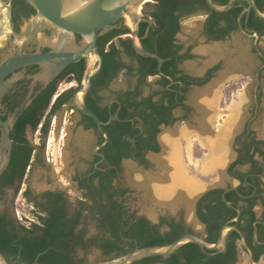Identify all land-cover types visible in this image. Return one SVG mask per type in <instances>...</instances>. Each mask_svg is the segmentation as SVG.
<instances>
[{
    "label": "flooded vegetation",
    "instance_id": "af4514ba",
    "mask_svg": "<svg viewBox=\"0 0 264 264\" xmlns=\"http://www.w3.org/2000/svg\"><path fill=\"white\" fill-rule=\"evenodd\" d=\"M1 3L9 7L11 25L8 19L3 20L4 28L0 37V62L11 55L19 44L15 40L13 32L19 34L21 28L35 14L34 10L23 0H1ZM155 4L156 0H142L137 4L136 9L134 8L136 5L131 9L132 13L138 14L141 18L140 21L134 19L133 22L137 23L136 37L143 49L144 44L146 46L151 44L153 48L157 44V36L150 40L153 22L150 13L155 11ZM191 17H203L200 33L204 43L222 41L233 33L248 40L251 54L249 64L245 63L243 67L235 64L225 67L223 63L226 59H216L203 65L200 64V71H188L184 64L196 58L193 52L196 41H181L178 34L181 22ZM205 17L206 15L201 10L178 17L179 29L169 39L168 46L173 55L165 59L172 62L173 75L162 72L164 60L160 57L162 63L159 69L156 62V73L146 75L144 80H141L138 73L136 59L129 57L124 51L125 45L134 51L132 31L126 19H119L113 24L115 28L98 33L96 49L101 58V65L90 78V87L83 96V102L86 108L104 123L101 129L108 140L101 147L99 146L103 143L104 138L95 123L72 104L73 93L80 85L88 59L84 58L68 64L46 84L37 82L33 87L32 99L46 91H52L48 108L43 110V113L46 114L43 115L42 121L51 117L55 118L59 112L64 116L68 113L67 121L72 125L70 131L74 132L78 129L84 135V141L77 143L73 133L69 137L64 133L63 137L61 135L63 130L59 134V128H57L58 138L56 141L53 138V143L49 145L58 148L60 140H63L64 160L70 167L67 179L76 195L71 197L65 189L51 186V173L46 176L44 182L46 187L40 191H33L26 184L28 176L35 167L49 173L50 165L54 164L53 153H51L52 158H49L48 151L44 152L43 139L39 131L40 126L34 130L39 135L40 143H31L26 137V129L30 128L27 124L24 137L34 149L24 177H20L21 168L19 165L7 169L11 159L10 152L9 162L0 175V216L8 223L19 225L20 223L15 217L16 209L24 201L30 205V212L33 215V219L29 223H38L36 216L44 215V210L48 207L46 195L57 193L61 197L59 204L64 207L66 217L71 218L76 215L77 210L81 208L85 210L94 203L84 185L95 188L99 184L101 175L110 169L109 185L114 192V198L119 201V192H123L120 199L124 200L123 205L131 216L130 224L144 225L143 235L161 238L163 234L174 230L185 232L184 234H194L205 242L213 244L223 225L234 226L241 233L248 250L240 245L238 233L228 230L223 250L200 249V251L208 257H213L218 253L226 254L227 244L233 237H236V239L234 238V252L229 254L228 263L256 264L263 256L259 264H264V51L260 46L264 34L259 35L254 29L241 25L240 29L237 24L236 30L222 38H215L205 30ZM255 33L257 39L254 45L253 35ZM163 34L161 28L158 36L162 37ZM74 38L75 42L79 43L80 37L75 35ZM105 38L108 40L102 45V40ZM54 39L51 30L46 28L40 32L39 37L32 38L26 46V51L33 52L39 47L41 52H47L50 50L49 44ZM102 47L103 52L112 47L118 49L114 60L121 65V68L112 78H102L100 75L103 64ZM38 71L39 68L35 65L25 66L15 71V73L22 72V77L10 84L3 92L0 98V120H5L13 111L12 108L17 106L27 94L30 80L26 76L33 75ZM10 76L8 75L5 81ZM207 88H209L208 93ZM167 93L173 94L174 97L175 106L170 110V116L174 121L171 124L161 122L157 125L158 133L155 136V142L159 147L158 136L162 129L171 128L175 123L181 125L180 131L176 132L177 143L191 139L193 145L197 147L196 153H198V156L191 163L189 162L188 166H191V172L186 171L183 163L182 169L185 173L190 174L195 181L202 182L203 186L191 197L177 192L174 201L167 202L163 209L161 207L156 208L155 211L152 209L144 211L139 206L131 207L127 203L134 193H138V189L136 190L137 187L135 186V188L125 179L123 166L124 163L130 162L143 169L144 178L142 183L139 182L137 186L140 192L146 193L147 199L155 198L156 196L152 194L155 192V188L162 187L164 177L157 171L150 173L146 171L150 166L147 155L157 152L146 150L143 154L145 163H142L135 159L132 147L129 149L130 155L120 159L117 157L118 149L115 148L112 151L115 163L108 164L104 147L109 144V132L117 137L120 123L128 122L131 129L142 130L139 124L133 123L134 118L132 117L119 119V114L124 115L126 111L129 115L133 114V108L128 107L129 101L150 97L152 102L161 101L167 105ZM232 97H240L241 100V105L238 106L239 113L233 117L234 121H230L232 117L229 99ZM95 111L99 112L105 120L102 121ZM121 137L125 141L133 142V139L127 134H123ZM207 142L217 144L215 147L216 157L217 160L220 161V158L222 160L204 175L200 164L207 155L213 154L214 151L209 145L207 146ZM49 146L47 145V149ZM153 185L157 186L153 187ZM146 212L151 216H148ZM87 223L94 225L96 221L87 218L86 212L83 211L76 220L75 231L77 232ZM90 237H86L84 234L85 239ZM77 249L82 251L81 257L76 256ZM97 250L101 253L99 249ZM85 251L86 249L77 247L74 252L75 258L82 259L84 263L88 262L84 256ZM232 257H234L233 262H231ZM249 257H251V261H249ZM102 259H105L104 256ZM164 259L166 257L154 256L144 261L142 259L134 262V264L163 263Z\"/></svg>",
    "mask_w": 264,
    "mask_h": 264
},
{
    "label": "trees",
    "instance_id": "16d2710c",
    "mask_svg": "<svg viewBox=\"0 0 264 264\" xmlns=\"http://www.w3.org/2000/svg\"><path fill=\"white\" fill-rule=\"evenodd\" d=\"M227 0H212V2L223 5ZM257 8L264 12V0H254ZM241 4V5H240ZM155 11L150 13L153 20L150 31V40L155 36L157 44L155 48L151 44L144 49L156 53L164 61L162 72L173 75V64L165 59L173 52L169 51V39L179 29L178 17L189 15L196 10H201L205 15V30L215 38H222L229 32L237 29V18L246 3L235 1L232 7L224 13H216L210 10L205 4V0H156ZM242 27L254 29L259 35L264 34V21L256 18L252 11L244 13L239 18ZM162 28V37L158 36ZM108 39L102 40V45ZM125 53L135 58L138 64V73L141 80L148 74L156 73V61L152 58L135 54L129 46H124ZM103 64L100 71L102 78H112L121 68L114 56L118 49L112 47L103 52L101 49ZM184 57V56H183ZM147 66V68H146ZM52 91H46L33 98L30 104L20 113L13 129L10 131L12 140V151L10 163L7 169L19 165L21 168L20 177H24L28 162L31 158L33 147L28 144L24 137L25 126L28 124L34 131L40 126L39 131L43 139V144L49 130L50 119L42 121L43 110L48 108ZM167 105L163 102H152L151 98L141 100L133 99L128 102V107L133 108V114H119V119L134 118V124H139L142 130L131 129L130 123H120L117 137L109 132V144L104 147V153L108 164L115 163L112 151L118 149V159L129 156V149L132 147L134 157L139 162L145 163L143 154L146 150L158 152L159 147L155 142L158 133L157 125L161 122L171 124L174 120L170 116V110L175 106L173 94H166ZM181 100V98H178ZM14 106L12 110L15 108ZM93 110V109H92ZM98 117L104 121L105 118L95 111ZM127 134L133 139L130 143L122 139V135ZM110 169L106 170L100 177L98 186L88 189V195L94 202L85 210H77L75 216L66 217L64 207L59 204L61 197L57 193L46 195L48 207L44 210V215L36 216L38 223L30 222L27 226L14 225L8 223L0 216V253L9 264H82V259L75 258L74 252L77 247L84 249L93 247L101 251L104 258L116 257L126 254L133 249L152 246H164L170 244L185 232L172 231L162 235V237L143 235L145 226L130 224V215L121 200L123 192H119V201L114 198V192L109 185ZM85 211L89 219L96 221L94 228L96 234L90 238H84L85 225L77 232L76 220L81 212ZM216 228V227H215ZM212 229V227H210ZM233 237L226 246V254L218 253L213 257L204 255L200 248L193 243H185L174 253L163 260V264H230L229 254H233L235 242ZM208 243V242H207ZM147 258L143 259L146 260ZM232 257L231 262H233Z\"/></svg>",
    "mask_w": 264,
    "mask_h": 264
},
{
    "label": "water",
    "instance_id": "95a60500",
    "mask_svg": "<svg viewBox=\"0 0 264 264\" xmlns=\"http://www.w3.org/2000/svg\"><path fill=\"white\" fill-rule=\"evenodd\" d=\"M35 12L21 28L19 34L13 32L14 38L19 42L13 53L0 62V98L3 92L14 81L22 77V72L15 71L25 66L35 65L39 71L33 75L26 76L30 80L29 90L20 103L5 118L0 120V175L9 162V156L12 148V140L9 137L10 130L14 126L20 113L30 104L32 100L33 87L37 82L46 84L56 76L65 66L78 62L81 59H88L87 67L83 73L81 82L77 90L73 93L72 104L74 107L88 116L95 123L98 131L104 138L103 146L107 142V137L101 127L104 125L97 116L91 112L83 102V96L90 87V78L99 70L101 58L96 49V39L98 33H103L109 29L115 28L113 25L119 19H127L132 31V46L136 54L154 59L159 69L162 59L153 52H149L141 47L136 37L137 23L134 19L141 20L140 16L132 13L131 9L142 0H23ZM235 1H243L246 7L240 12L237 24L240 27L239 18L244 13L253 12L254 16L264 21V12H261L254 0H227L225 4L218 5L212 0H205L207 7L216 12L224 13L228 11ZM8 19L9 7L4 6L0 0V34L4 28L2 20ZM50 29L53 42L49 44L50 50L41 52L39 47L33 52H27L26 46L33 37H39L44 29ZM80 37L79 43L75 42L74 36ZM256 43L257 34L254 35ZM257 50V48H256ZM258 52V50H257ZM259 54V52H258ZM11 75L5 81V78ZM257 76V75H256ZM185 195L183 189H178ZM166 199V198H165ZM167 201L169 198L166 199ZM228 230H234L239 235L240 245L248 250L241 233L234 226L223 225L215 243L210 244L194 234L180 235L170 244L164 246H152L136 248L132 251L116 257L105 258L102 260L88 261L82 264H134L145 258L160 256L167 257L178 250L185 243H193L201 250L221 251L224 249L226 234ZM261 256L256 264L262 260ZM251 261V257H249ZM0 264H9L0 253ZM145 264V263H142ZM163 264V263H154Z\"/></svg>",
    "mask_w": 264,
    "mask_h": 264
},
{
    "label": "rangeland",
    "instance_id": "374dc122",
    "mask_svg": "<svg viewBox=\"0 0 264 264\" xmlns=\"http://www.w3.org/2000/svg\"><path fill=\"white\" fill-rule=\"evenodd\" d=\"M138 5H136L134 8L136 9ZM203 17H191L188 19H184L181 22L180 32L178 34V38L181 41H187L192 40L196 41L195 46L193 47V52L196 55V58L186 62L184 64V67L190 71V72H197L200 71L201 67L200 64H206L210 61H214L216 59H226L224 61V65H231L233 64L237 66H244V64H249V59L251 58L250 54V44L248 40L243 39L239 34L233 33L230 34L226 39L222 41H215L210 43H204L203 37L201 36L200 30L202 26ZM3 24V20L1 21ZM1 37V35H0ZM260 46L262 50L264 51V37L261 38ZM263 89H264V78H263ZM205 92V91H204ZM231 109L234 105H241L240 97H232L229 99ZM263 102H264V96H263ZM232 105V106H231ZM46 113H43L45 115ZM68 113L66 116L59 112L56 117L50 118V125L49 130L47 132V135L44 140V152L48 151L49 158H52L51 153H53V160L54 164L50 165V171L49 173L40 169L39 167H35L31 174L28 176L26 184L30 187L33 191H40L46 187L45 185V179L47 174L51 175L52 183L50 184L53 187H59L65 189V191L71 196L74 197L76 194L74 193V190L72 188V185L69 184L67 176L69 174L70 167L67 165V162L64 160V155L62 152V141L60 140L58 148L56 146L52 147L49 146L47 149V138L49 136V132H53V138L57 137L56 130L59 128V134L61 130V135L64 137V133L67 134V137L70 136V134L73 133V136L75 138V141L77 143H82L84 141V135L77 129L74 132H71L70 129L72 125L70 124L68 119ZM181 125L178 123H175L173 127L171 128H164L161 130L159 134V151L155 154H148L147 159L150 161V166L147 169L146 172H152L157 171L158 174L162 175V165L163 161L167 158H169L170 161L175 160L177 165V159L179 153L180 159L183 163L184 168L189 173L191 172V166L189 165V162L191 163L192 160L196 156H198V153H196V146L193 145L191 142V139H187L183 142L177 143L176 148L174 144V139L176 138V132L178 133L181 129ZM26 137L31 143H40L39 135L36 133V131H32L30 128L26 129ZM53 143V141H52ZM51 143V144H52ZM173 154V155H172ZM162 156L160 162L156 163L154 162L153 158ZM177 158V159H176ZM165 162V161H164ZM178 167V165H177ZM124 177L125 179L131 184L132 186H136V190L138 193H134L132 198H129L127 203L131 207H141V210L149 211L152 209L155 211V209H159L165 206V204L169 201H174L175 197V191L172 190H165L164 188H155V192L152 194L156 196L155 198L147 199L145 197L146 193H142L139 190V185L142 183L141 181L144 178V174L142 173L143 169L137 167L135 164L126 162L124 163ZM179 170V169H178ZM183 175V174H182ZM191 176L190 174H188ZM182 179V183L186 182L185 179ZM165 181V179H163ZM162 181V182H164ZM166 182V181H165ZM184 184V183H183ZM175 186L173 183L171 184V187ZM185 185V184H184ZM157 185H153V187H156ZM177 186V185H176ZM157 189V190H156ZM140 192V193H139ZM146 192V191H145ZM168 197L169 200L167 201L165 198ZM171 198V199H170ZM1 205V202H0ZM1 211V206H0ZM31 208L30 205L26 204L24 201H22V204H19V206L16 209L15 217L17 221L24 226H27L29 221L33 219V215L31 214ZM147 213V212H146ZM153 214V213H151ZM148 216H151L147 213ZM96 234V230L94 228V225L91 223H87L85 226V236L90 237ZM82 251L79 249L76 250V256L81 257ZM87 261H96L101 260L103 256L101 253L93 248H87L84 254Z\"/></svg>",
    "mask_w": 264,
    "mask_h": 264
},
{
    "label": "crops",
    "instance_id": "0c3cea01",
    "mask_svg": "<svg viewBox=\"0 0 264 264\" xmlns=\"http://www.w3.org/2000/svg\"><path fill=\"white\" fill-rule=\"evenodd\" d=\"M239 105H234L231 107L230 109V113H231V120L230 121H234L235 119L233 117H236V115L239 113ZM237 120V119H236ZM174 144H175V148L177 145V139H174ZM207 146L209 145L212 149H214L213 154H210L209 156L207 155L205 157V159L202 161V163L200 164V169L203 172L204 175H206L207 171L210 170L211 168L215 167L222 159L220 158V161L217 160L216 157V146L217 144L215 142H207L206 143ZM177 152V148L175 149ZM178 155V159H177V165L176 167L180 170V172H182L181 174H183L181 177H179L176 174V171H174V165L172 163V161L169 160L168 156L167 158L162 162V176L164 177L165 181L167 180V182H162V188H164L165 190H172L173 192L175 191V193H177L178 189H183L185 191V195L188 197H191L193 194H195L197 191H199L201 189V187L203 186V183L200 181H195L191 176H189L187 173H185L182 169V161L180 159L179 153L177 152ZM175 163V162H174ZM176 164V163H175ZM166 172V173H165ZM178 176V177H177ZM180 178H183L186 180L187 183L183 182L182 183V179L180 180ZM199 180V179H198ZM174 184L175 186L171 184ZM177 185V186H176ZM176 195V194H175ZM168 197H166L167 199Z\"/></svg>",
    "mask_w": 264,
    "mask_h": 264
},
{
    "label": "bare ground",
    "instance_id": "6f19581e",
    "mask_svg": "<svg viewBox=\"0 0 264 264\" xmlns=\"http://www.w3.org/2000/svg\"><path fill=\"white\" fill-rule=\"evenodd\" d=\"M126 22H127V24H129V21L126 19ZM0 35H2V34H0ZM207 90V93L209 92V88H207L206 89ZM206 94V93H205ZM173 155V154H172ZM161 157L162 156H158V157H155V158H153V160H154V162H156V163H158V162H160V160H161ZM177 159V158H176ZM175 162V160L173 161V165H174V171H176V174L179 176V177H181L182 176V174H181V172H180V170H178V168L176 167V162ZM177 176V177H178ZM181 180V179H180ZM165 182V181H164Z\"/></svg>",
    "mask_w": 264,
    "mask_h": 264
},
{
    "label": "built area",
    "instance_id": "2783aa9c",
    "mask_svg": "<svg viewBox=\"0 0 264 264\" xmlns=\"http://www.w3.org/2000/svg\"><path fill=\"white\" fill-rule=\"evenodd\" d=\"M52 141H53V132L50 131V132H49V136H48V138H47V145H48V146L51 145Z\"/></svg>",
    "mask_w": 264,
    "mask_h": 264
}]
</instances>
